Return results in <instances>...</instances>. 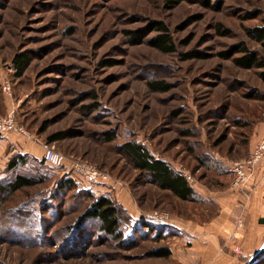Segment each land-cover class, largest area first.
<instances>
[{
  "label": "rangeland",
  "instance_id": "obj_1",
  "mask_svg": "<svg viewBox=\"0 0 264 264\" xmlns=\"http://www.w3.org/2000/svg\"><path fill=\"white\" fill-rule=\"evenodd\" d=\"M205 1L213 7L201 0L175 6L166 0H0V115L13 109L17 123L42 141L59 133L51 142L59 151L108 175V184L97 187L77 181L78 190L107 193L132 212H143L149 223L156 209L173 220L210 218L216 211L211 199L174 198L133 168L120 147L125 141L142 144L176 171L185 169L194 189L230 187L232 162L248 155L264 126V51L246 31L264 25V0ZM154 21L166 25L173 52L147 43L158 34L151 30ZM133 30L140 36L133 38ZM241 42L263 66L241 68L220 56ZM193 50L204 56L185 59ZM20 52L31 62L16 76L12 60ZM150 81H163L168 89L154 91ZM4 82L10 94L3 92ZM39 146L16 133L0 136V185L17 174L39 179L10 196L0 194V264L191 262L174 222L154 221L148 230L124 206L120 229L130 241L95 229L80 239L77 219L89 202L77 190L57 191L63 173L40 160ZM16 153L28 158L9 168ZM136 227L145 233L134 232ZM249 229L252 239L258 237L260 228ZM156 233L164 237L155 240ZM239 245V255L223 248L229 260L264 264V240ZM158 246L171 248L170 257L148 254Z\"/></svg>",
  "mask_w": 264,
  "mask_h": 264
},
{
  "label": "trees",
  "instance_id": "obj_2",
  "mask_svg": "<svg viewBox=\"0 0 264 264\" xmlns=\"http://www.w3.org/2000/svg\"><path fill=\"white\" fill-rule=\"evenodd\" d=\"M181 1L182 0H166V4L169 6H175L180 4ZM201 2H203V4H205L207 7H213V5L209 3V1L201 0ZM151 30H155L156 32H158V34L147 40V43L150 46L164 53L173 52L175 50L174 41L172 40V37L170 36L166 25L162 21H154ZM217 30L221 31L222 29L218 26ZM246 31L248 37L258 43L261 49L264 51V25L249 27L246 29ZM140 34L141 33L134 30L131 31V35L133 38L136 36H140ZM235 53H240V55L232 57ZM203 56L204 53L196 50L189 51L184 54L185 59L202 58ZM220 56H222L223 58L231 57L234 64L241 68L249 69L252 67L263 66V62H261L257 58L256 53L250 51V49H248V47L245 46L242 42L231 46L228 50L220 52ZM12 61L14 64L16 76H20L22 71L30 64L31 56L26 52H20L14 56ZM149 87L154 91H165L168 89V85L163 81H150ZM59 136V133L50 136L47 142H53ZM105 139L107 141H111L113 137L111 135H108L107 137H105ZM120 147L124 156L130 162L133 168L143 174V176L149 179V181L157 186L160 190L166 191L171 196L180 201L200 202L203 200L202 197L196 192V190L180 172L176 171L167 161L161 158H156L142 144L136 141H125L121 144ZM27 158V153H16L8 161V167L14 168L18 164L25 163ZM77 181H80L77 177H71L63 174V176L60 177V179L57 181V191L69 192L70 190H77L76 193L79 194V197H82L87 200V202H89L84 206L80 216L77 219V227H80L82 232V236H79L80 239L83 238V236H86L88 230L95 229L97 232L102 233L108 237L116 238L119 240H123V238H125L126 242L130 241L126 237L122 236V232L120 229L124 213L126 212L123 206L107 193L95 195L89 189L78 190L79 185ZM38 182V177L17 174L12 180L8 181L6 185H0V194H4L5 192H7V196H10L14 192L21 190L22 188L32 187ZM7 196H5L3 202L7 200ZM185 217L190 218L191 216ZM126 218L128 217L126 216ZM144 219L145 218L141 217L139 222L144 224V227L147 226L149 230L152 225L151 223L155 220L151 218V223H149ZM142 227H136V230L134 232H138V234L145 233ZM153 236L155 237V240H160L164 237L160 233H156ZM82 240L78 241L77 246H81L80 243L82 242ZM148 254L153 257L168 258L171 255V250L168 246H158L151 249Z\"/></svg>",
  "mask_w": 264,
  "mask_h": 264
},
{
  "label": "crops",
  "instance_id": "obj_3",
  "mask_svg": "<svg viewBox=\"0 0 264 264\" xmlns=\"http://www.w3.org/2000/svg\"><path fill=\"white\" fill-rule=\"evenodd\" d=\"M263 132L264 126L261 127L257 132L258 134L254 136V139L252 140L253 145L260 138ZM15 133L9 132L0 136L6 137ZM16 134L18 135L19 139L23 138L26 140L20 134ZM26 152L31 153L28 150ZM40 155L41 148L39 156ZM190 184H192V182ZM195 190L199 195L204 196V198L208 200L211 199L216 206V211L213 216L207 219H172L171 222H174V225L182 230V234L184 236L182 237L184 239H182L183 241H181V244L186 245V248H184V253L186 255L187 252L191 260V262L186 264H196L194 263L196 261L200 262V264H235L234 259L231 257V260H229L230 256L228 253L223 251L224 247L231 248V245L229 242H227V239L229 234L234 229L236 230V242L238 244L254 242L261 243L264 240L263 165H259L256 168L254 174L249 180V183L244 189L237 190L229 187L226 190L214 192V190H208L200 186L197 188L195 187ZM122 204L134 219L141 218L144 214L143 212L139 211L132 212L129 206H127L125 203ZM150 214L151 212L149 213V217L152 218ZM237 220H242L241 227H235ZM255 225L261 230L257 235L258 237L255 236V239H252V234L250 233L249 228ZM222 241H224V243L222 246H220ZM170 250L173 252L171 248ZM178 252H183V249Z\"/></svg>",
  "mask_w": 264,
  "mask_h": 264
},
{
  "label": "built area",
  "instance_id": "obj_4",
  "mask_svg": "<svg viewBox=\"0 0 264 264\" xmlns=\"http://www.w3.org/2000/svg\"><path fill=\"white\" fill-rule=\"evenodd\" d=\"M2 90L4 93L10 94V84L8 82L3 83ZM9 132H16L26 140L38 143L41 148V160L47 166L56 170H61L63 174L68 176L77 177L82 183L88 186H98L102 183L108 184V175L103 173L93 163L80 158L66 156L59 151L53 143L40 140L36 134L28 131L23 125L17 124L13 109L5 115H0V135H5ZM259 165L264 166V132L245 158L232 162L230 166L232 175L230 187L237 190L244 189ZM178 172H180L189 183L192 182L193 177L185 169L179 167ZM150 216L155 221L162 223H170L172 221V216L168 212L162 210H153ZM241 224L242 220H237L235 227L237 228L241 226ZM227 242L230 243L232 252L238 255L242 254V249L236 242L235 229L229 234Z\"/></svg>",
  "mask_w": 264,
  "mask_h": 264
}]
</instances>
